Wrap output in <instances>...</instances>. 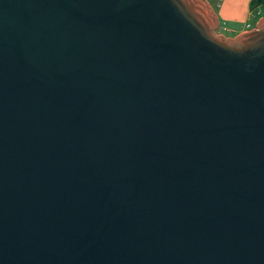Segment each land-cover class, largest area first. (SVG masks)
<instances>
[{
	"label": "water",
	"instance_id": "obj_1",
	"mask_svg": "<svg viewBox=\"0 0 264 264\" xmlns=\"http://www.w3.org/2000/svg\"><path fill=\"white\" fill-rule=\"evenodd\" d=\"M206 0H0V264H264V17Z\"/></svg>",
	"mask_w": 264,
	"mask_h": 264
},
{
	"label": "crops",
	"instance_id": "obj_2",
	"mask_svg": "<svg viewBox=\"0 0 264 264\" xmlns=\"http://www.w3.org/2000/svg\"><path fill=\"white\" fill-rule=\"evenodd\" d=\"M251 1L252 0H217L218 12L216 17L219 27L220 22L227 27L226 31L229 33V36H226V38H234L239 34L249 32L256 28L255 25V27H251L249 30L246 29V25H248L250 19H252V13L258 8L257 6L253 11L250 10ZM212 10L215 12L216 8L213 7ZM222 36L224 35L222 34Z\"/></svg>",
	"mask_w": 264,
	"mask_h": 264
},
{
	"label": "rangeland",
	"instance_id": "obj_3",
	"mask_svg": "<svg viewBox=\"0 0 264 264\" xmlns=\"http://www.w3.org/2000/svg\"><path fill=\"white\" fill-rule=\"evenodd\" d=\"M207 1L210 4V6H211L212 9H213V7L216 8L215 13L217 15V12H218V10H217V4H216L217 3V0H207ZM258 7H260L261 8V11H262V16L260 17V19H261V18L264 17V2H261V4ZM250 10L253 11L254 8L253 9H250ZM249 24L253 28V26L255 25V19H250ZM226 29H227V27L222 22H220V27L218 28L217 34L219 33V35H222L223 34L224 36H229V33L226 31Z\"/></svg>",
	"mask_w": 264,
	"mask_h": 264
},
{
	"label": "built area",
	"instance_id": "obj_4",
	"mask_svg": "<svg viewBox=\"0 0 264 264\" xmlns=\"http://www.w3.org/2000/svg\"><path fill=\"white\" fill-rule=\"evenodd\" d=\"M262 16V11L261 8L258 7L256 11H254L251 15L252 19H255V25L258 23L260 20V17ZM255 25L253 27H255ZM252 26L250 24L246 25V29L249 30ZM218 32V30H217ZM219 34V33H218Z\"/></svg>",
	"mask_w": 264,
	"mask_h": 264
},
{
	"label": "trees",
	"instance_id": "obj_5",
	"mask_svg": "<svg viewBox=\"0 0 264 264\" xmlns=\"http://www.w3.org/2000/svg\"><path fill=\"white\" fill-rule=\"evenodd\" d=\"M263 2L262 0H252L250 3V9H253L257 6H259Z\"/></svg>",
	"mask_w": 264,
	"mask_h": 264
}]
</instances>
